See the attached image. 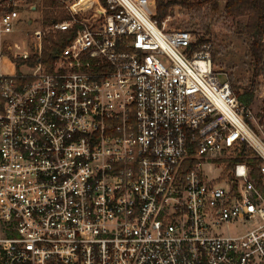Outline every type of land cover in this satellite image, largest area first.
I'll list each match as a JSON object with an SVG mask.
<instances>
[{"label":"built area","instance_id":"obj_1","mask_svg":"<svg viewBox=\"0 0 264 264\" xmlns=\"http://www.w3.org/2000/svg\"><path fill=\"white\" fill-rule=\"evenodd\" d=\"M52 1L75 36L49 69L42 34L0 41V264H264V136L211 43L154 0Z\"/></svg>","mask_w":264,"mask_h":264},{"label":"rangeland","instance_id":"obj_2","mask_svg":"<svg viewBox=\"0 0 264 264\" xmlns=\"http://www.w3.org/2000/svg\"><path fill=\"white\" fill-rule=\"evenodd\" d=\"M34 5L36 7L32 9ZM222 7L223 4L216 12L211 13H208L207 5L198 10L199 12L175 7L174 13L168 15L161 23H165L166 30L189 31L199 29L202 21L210 23L211 33L205 38L209 39L212 45L214 68L227 73L228 77L231 75L234 84L239 86L238 89L242 92L252 79L251 59L246 53L248 40L243 32L245 20H224L220 14ZM11 9L19 13V21L16 22L11 33L0 34V41H5L12 48L15 44L19 47L25 43L32 46L36 41L35 34L49 33L50 26H44L42 23V0H0V13ZM57 9L59 8H53L56 11ZM155 10L156 0H154V12ZM198 32L200 35L203 34L201 31ZM1 69L4 73H13L14 65L10 64L8 57L2 59ZM254 87L255 99L249 108L253 115L251 126L255 132L264 136V77L256 78ZM229 156H236V152ZM231 160L227 163L228 168ZM203 169L209 179L215 178L219 173L216 168L210 171L209 165H204Z\"/></svg>","mask_w":264,"mask_h":264},{"label":"trees","instance_id":"obj_3","mask_svg":"<svg viewBox=\"0 0 264 264\" xmlns=\"http://www.w3.org/2000/svg\"><path fill=\"white\" fill-rule=\"evenodd\" d=\"M222 4L223 7L220 14L224 20H245L243 32L248 40L246 53L251 59L252 79L249 85L243 88L242 92L238 89L240 87L234 84L231 75L229 76V80L239 102L245 107L250 108L255 99V80L260 76L264 77V0H156L154 18L161 23L168 15L174 13L175 7L198 11L207 5L208 13L216 12ZM54 7H57V4L52 0H42V23L44 26H52L69 19V16L60 9H57V13L55 14ZM211 26L210 23L202 21L199 29L191 31L195 34L199 44L210 42L205 36L211 33ZM198 31L203 32V34L200 35ZM74 36L75 30L44 32L42 34L41 57L29 59L26 63L34 66L37 62H41L49 69L54 62V56L59 54ZM212 57L214 58V53H212ZM21 63L22 61H19L18 65ZM251 155V150L246 149L245 146H241L240 149L236 150V157L230 161L229 167H232L236 161L242 160L241 156L245 158V156L249 157ZM248 161H251L250 166L253 178L257 185L262 187L256 159L248 158Z\"/></svg>","mask_w":264,"mask_h":264},{"label":"crops","instance_id":"obj_4","mask_svg":"<svg viewBox=\"0 0 264 264\" xmlns=\"http://www.w3.org/2000/svg\"><path fill=\"white\" fill-rule=\"evenodd\" d=\"M33 7H36V5H34ZM54 13L56 14V13H57V11H56V10H54Z\"/></svg>","mask_w":264,"mask_h":264},{"label":"water","instance_id":"obj_5","mask_svg":"<svg viewBox=\"0 0 264 264\" xmlns=\"http://www.w3.org/2000/svg\"><path fill=\"white\" fill-rule=\"evenodd\" d=\"M32 9H34V7L32 6Z\"/></svg>","mask_w":264,"mask_h":264}]
</instances>
